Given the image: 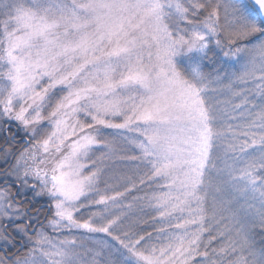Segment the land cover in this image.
Listing matches in <instances>:
<instances>
[{
  "label": "snow or ice",
  "instance_id": "6c2138e0",
  "mask_svg": "<svg viewBox=\"0 0 264 264\" xmlns=\"http://www.w3.org/2000/svg\"><path fill=\"white\" fill-rule=\"evenodd\" d=\"M252 5L0 0V120L31 138L7 175L52 212L17 224L29 246L0 264H264L252 239L264 231V0ZM213 42L240 69L206 73ZM103 129L139 152L117 185L104 179L116 149ZM237 198L259 201L254 218ZM134 206L155 213V235L123 228ZM27 216L0 189V240Z\"/></svg>",
  "mask_w": 264,
  "mask_h": 264
},
{
  "label": "flooded vegetation",
  "instance_id": "af4514ba",
  "mask_svg": "<svg viewBox=\"0 0 264 264\" xmlns=\"http://www.w3.org/2000/svg\"><path fill=\"white\" fill-rule=\"evenodd\" d=\"M29 143L30 138L22 133L15 124L7 121L0 123V176L7 175L8 170H10L15 161V157L19 155L20 151L28 147ZM6 147H11L14 155L8 156L5 160L3 149ZM29 184H31V180ZM4 188L11 191L15 199L26 209L28 216L24 220L6 222L7 232L12 238V243H5L0 240V254L2 256L19 255L29 245L24 235L15 229L16 225L26 223L28 218L32 219L33 227L38 228L40 225L46 224L47 219L52 215L50 210L51 201L45 195H36L35 193L38 189L25 187L16 179L0 181V189Z\"/></svg>",
  "mask_w": 264,
  "mask_h": 264
},
{
  "label": "trees",
  "instance_id": "16d2710c",
  "mask_svg": "<svg viewBox=\"0 0 264 264\" xmlns=\"http://www.w3.org/2000/svg\"><path fill=\"white\" fill-rule=\"evenodd\" d=\"M245 2L247 5L246 8L249 11L254 12V9L251 7L249 2L247 0H245ZM227 50L228 49L225 48L223 51H227ZM223 51L220 48L216 47L215 43L213 42V44L210 45V50L208 51L207 56L204 59H202V61H201L204 71L206 73H210L213 77L216 76L217 73H219L221 76H223L226 72L231 73L233 71H236L239 69V66L243 63V60L239 57L233 56L234 60H233V57H225L223 55ZM210 87L215 88L218 86L213 84V85H210ZM114 138H116V137L114 136ZM117 145H118V143H117ZM129 148L130 149H127V152H126V154L128 156L139 155V152L136 149L131 148V147H129ZM115 149H116V147H115ZM114 153L117 154L116 151ZM135 163L138 164L135 169L128 168L124 172V171H122V169H124V167H123L124 162L123 161L121 162L120 159L117 160V159L113 158L111 160V166H110L109 172H106L109 174V176L106 179L105 178L104 179L109 184H112V185H117L118 183H122V181H120V179H119L120 177L125 176V175H134L137 172L138 167H142V165H140V163L138 161H136ZM127 166L129 167L128 164H127ZM103 186L104 185L101 184V187H103ZM117 190L122 191L123 188L118 187ZM108 194L110 195L111 192H109ZM137 194L138 193L134 192L132 195H137ZM131 199H132V197L129 196L128 200H126L125 203H129L131 201ZM238 204L241 206V208L237 205H233V207H234V209L238 210L239 217L245 221L254 218L255 214H256V210L260 207V204H259L256 207L255 212L254 211L252 212V215L244 216V214L241 211L242 204L240 202H238ZM250 210H251V208H249V211ZM154 215H155V213L152 212L147 207L141 208L140 206H134L131 210H128L127 219L123 220L122 226L125 230H127V228L129 226H131L134 231L140 233L141 235L144 234L145 232H153L154 233V228L159 227L158 224L154 225V223L151 219V217ZM75 235H81V234H79L78 232H75ZM154 235H155V233H154ZM252 239H253L257 249L264 248V231H261L259 228H256L254 230V232L252 233Z\"/></svg>",
  "mask_w": 264,
  "mask_h": 264
},
{
  "label": "rangeland",
  "instance_id": "374dc122",
  "mask_svg": "<svg viewBox=\"0 0 264 264\" xmlns=\"http://www.w3.org/2000/svg\"><path fill=\"white\" fill-rule=\"evenodd\" d=\"M224 2H227V0H224ZM237 2L239 3V4H241V5H244L245 7L247 6L246 5V2H245V0H237ZM223 14V13H222ZM223 22V21H222ZM233 60H234V57H233ZM240 67H241V65L239 66V69H240ZM4 120H0V123H2ZM7 122H9V123H13V124H15L19 129H20V131L22 132V133H24V134H26V132L24 131V129L21 127V126H19L18 125V123L17 122H15V121H7ZM102 134L106 137V138H108V139H113L114 138V136L117 138H115L114 139V147H116V153L117 154H113L112 155V157L110 158V159H107V160H105L104 161V167H105V169H106V171H105V179L109 176V174L108 173H106V172H109V169H110V166H111V160L113 159V158H115V159H117V160H119L120 159V161L122 162H124V165H123V167H124V169H122V171H124L125 172V170H127L128 168H132V169H135L136 167H137V163H135L136 161H134V160H131V159H125V157H133V156H128L127 154H126V152H127V149H130L129 147H131V148H134L135 149V147L133 146V145H130V144H128L124 139H123V136H128L129 134L128 133H126V132H124L123 134H121V133H116V132H114V130H112V129H103L102 130ZM27 135V134H26ZM118 135V136H117ZM28 136V135H27ZM29 137V136H28ZM30 138V137H29ZM30 140H31V138H30ZM117 143H118V145H117ZM137 150V149H136ZM138 151V150H137ZM100 151H97L96 153H95V155L98 157V156H100ZM117 155V156H116ZM14 163H15V161H14ZM13 163V164H14ZM127 164L129 165V167L127 166ZM126 165V166H125ZM11 169V168H10ZM107 174V175H106ZM5 175V174H4ZM2 175V176H0V181H3V180H6V179H9V180H15V177L14 176H11V175ZM31 183H33V181H31ZM103 188V187H102ZM232 195H235L234 193L232 194ZM45 196H47V195H45ZM48 197V196H47ZM46 197V198H47ZM48 200H50L49 199V197H48ZM237 200H238V202H240L241 204H242V209H241V211H242V213L244 214V216H249V215H252V212L254 211L255 212V210H256V207L259 205V201L258 200H251L250 198L249 199H247V200H245V199H240V198H237ZM238 202H236L234 205H237V206H239L240 208H241V206L238 204ZM248 204H252V205H254V207H251V212L249 211V208H248ZM47 223V222H46ZM16 229V228H15ZM49 231H51L50 229H49ZM79 234H84V233H82V232H78ZM65 234H67V233H65ZM74 235H75V232L73 233ZM84 235H87V234H84ZM99 235H103V234H99ZM26 240V239H25ZM110 243H112V244H115V241H110ZM89 247H91L92 245L91 244H89L88 245ZM25 250L26 249H24L22 252L24 253L25 252ZM22 253V254H23ZM21 254V255H22ZM0 256H2V254H0Z\"/></svg>",
  "mask_w": 264,
  "mask_h": 264
},
{
  "label": "water",
  "instance_id": "95a60500",
  "mask_svg": "<svg viewBox=\"0 0 264 264\" xmlns=\"http://www.w3.org/2000/svg\"><path fill=\"white\" fill-rule=\"evenodd\" d=\"M249 1V3L252 5V0H248ZM252 7L254 8V6L252 5ZM255 9V8H254Z\"/></svg>",
  "mask_w": 264,
  "mask_h": 264
}]
</instances>
